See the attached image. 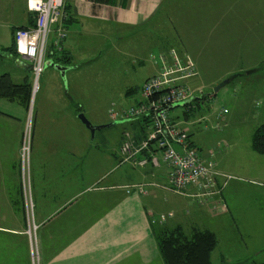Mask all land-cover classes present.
<instances>
[{"label": "crops", "instance_id": "0c3cea01", "mask_svg": "<svg viewBox=\"0 0 264 264\" xmlns=\"http://www.w3.org/2000/svg\"><path fill=\"white\" fill-rule=\"evenodd\" d=\"M3 1L8 3L9 0ZM10 1L19 8L12 28L34 23V13L27 9L26 0ZM190 1H64L62 23L67 34L57 48L58 53L52 46L53 35L49 37L46 59L66 66L65 79L62 80V76L57 79L53 75L54 80L50 82L52 92L35 102L37 109L32 113L26 175L23 174L25 166L21 168L18 159L23 141L22 115L0 108V264H35L31 244L34 241L38 247V264H164L151 232L150 218L160 212L172 211L171 216L175 213L172 208L157 210L152 197H149L150 204L144 199L156 187H162L145 183L157 180L161 184L162 179L166 180L167 165L162 161L159 167L139 166L137 176L142 180L132 182L113 177L99 184L98 174L91 177L94 166L100 163L101 152L99 145L88 139L90 129L86 126L85 129V123L77 115L82 108L83 93L79 91L82 83L75 78L85 61L91 56L102 55L106 49H113L114 55H128V42L133 34L137 40L146 35L148 41L159 42L156 53L151 52L152 59L157 56L154 63L158 69L160 52L171 48L177 50V47L165 48L170 37L164 34L153 36L147 30L156 23V16L162 9H176L172 11V17ZM227 1L240 5L241 0ZM222 16L223 13L219 15L220 18ZM137 32H140V37H137ZM173 39L176 43L179 41L177 35ZM260 42V53L264 57V37ZM60 52L67 57L65 60L58 59ZM138 53L142 55L140 51L133 54L137 56ZM10 55L17 63L15 78L11 76L16 81L23 80L30 72L27 69L30 61L11 52ZM143 62V56H139L133 65ZM257 62H251V65ZM55 70L60 74L58 69ZM69 71L73 76L71 80L67 77ZM39 88L40 84L37 90ZM37 90L32 95L31 107ZM48 90L49 86L44 85L43 94ZM91 136L93 138L94 134ZM120 141L121 137L115 149L118 156ZM209 154L204 152L201 155L208 158ZM118 158L120 160V156ZM216 169L220 193L214 196L218 200L214 199L217 204L209 213L211 217L224 216L231 211L230 205L222 200V187L229 175L221 166H216ZM148 170L154 175L147 176ZM137 182L144 183L147 192L132 186ZM190 187L195 189L191 193H200L198 187ZM207 223L212 225V222ZM214 225L221 230L235 226L227 224L226 219H219ZM203 228L215 232L208 226ZM221 256L227 258L225 254Z\"/></svg>", "mask_w": 264, "mask_h": 264}, {"label": "rangeland", "instance_id": "374dc122", "mask_svg": "<svg viewBox=\"0 0 264 264\" xmlns=\"http://www.w3.org/2000/svg\"><path fill=\"white\" fill-rule=\"evenodd\" d=\"M230 3L227 0L221 3L219 0H191L172 17V11L176 9H162L147 33L170 37L164 47L175 45L177 53L194 64L195 74L188 81L196 92H207V97L198 99L200 106L192 100L190 104H179L167 111L191 133L194 146L201 154L210 153L209 158L229 175L222 187V200L230 205L231 211L220 217L209 216L217 204L214 203V199H217L214 196L220 192L193 194L191 192L195 189L191 187L183 192L156 187L144 200L150 204L149 197H152L157 210L172 208L175 213L163 222H155L158 215H151L150 228L153 223L169 226L181 223L187 232L193 226L213 228L217 234V244L211 253V264H253L264 258V154L250 147L252 131L264 120V57L260 53V39L264 37V0H241L240 5L232 6ZM214 5L218 6L214 8ZM17 10L19 8H15V2L0 0V72L8 70L14 78L17 63L4 47L10 44ZM221 13L223 16L220 18ZM53 34L51 32L50 37ZM136 35L140 37V32ZM176 35L179 38L177 43L173 41ZM254 36L258 38L254 39ZM135 37L133 34L128 42V55H114L113 49H106L102 55L91 56L90 60L85 61L75 78L82 83L79 88L83 93L82 108L79 112H83L91 122L112 121L95 129L93 138L91 132L88 135V139L100 147V163L91 171V177L98 174L99 184L113 177H122L127 182L142 180L137 176L140 167L130 161H120L115 152L125 129L131 133L141 131L139 118L130 116L132 118L115 121L109 117L110 110L127 107L137 98V92H126L127 87L136 85L138 88L146 76L158 70L154 63L157 56L152 59L151 52L156 53L159 42L148 41L146 35L138 40ZM137 51L142 55L138 53L135 56L133 53ZM139 56H143L144 62L133 65ZM256 60L258 62L251 65ZM24 61L28 63V60ZM233 73L238 74L216 91L213 90L217 82L231 77ZM53 75L61 78L52 66L44 67L32 107L0 96V101H3L0 108L22 115L23 134L28 128L30 132L37 99L52 92L50 82L54 80ZM67 75L68 80L73 79L71 71ZM44 85L49 86L46 94H43ZM222 108L226 109L223 111ZM146 130L147 126L144 128ZM18 159L22 168L21 152ZM145 166L152 165L148 163ZM27 171L25 166L23 174L26 175ZM147 172L149 177L154 175L149 170ZM161 183H167V178L162 179ZM219 219H226L227 224L235 226L221 230V227L214 225ZM208 221L212 225H207ZM151 232L154 237L152 228ZM221 254L227 255V258Z\"/></svg>", "mask_w": 264, "mask_h": 264}, {"label": "built area", "instance_id": "2783aa9c", "mask_svg": "<svg viewBox=\"0 0 264 264\" xmlns=\"http://www.w3.org/2000/svg\"><path fill=\"white\" fill-rule=\"evenodd\" d=\"M64 1L26 0L27 9L34 13V23L14 30L15 49L31 64L32 95L38 89L39 77L45 67L50 33L54 32L52 46L56 48L60 47L67 34L62 25ZM159 59L158 70L142 81L134 102L109 112L111 118L149 115L147 130L141 136L136 137L126 129L123 131L118 146L120 160L130 161L135 166L150 163L153 167H159L160 162L164 161L167 165V183L159 184V181L152 180L145 184L167 187L177 192L195 186L201 188L200 193L203 194L218 193L215 161L201 155L192 144L187 128L174 121L165 109L158 111L167 104L185 100L196 93L195 87L188 81L195 74L194 64L174 48L161 52ZM225 109L222 108L223 111ZM29 138L28 128L24 131L21 146L23 167L28 165ZM143 184L134 183L132 186L147 192ZM171 215L172 211L160 212L156 220L163 222ZM31 244L33 260L38 264L36 241Z\"/></svg>", "mask_w": 264, "mask_h": 264}, {"label": "trees", "instance_id": "16d2710c", "mask_svg": "<svg viewBox=\"0 0 264 264\" xmlns=\"http://www.w3.org/2000/svg\"><path fill=\"white\" fill-rule=\"evenodd\" d=\"M16 27L24 26L20 25ZM15 28H12V37L10 44L5 46L4 48L9 51V53L11 52L12 55L18 56L19 54L15 49L14 40ZM54 48V52H56L57 48ZM66 58L67 57L63 52L59 53V60H65ZM29 65V74L20 81L14 80L8 71L0 72L1 97L18 100L26 107L30 105L32 98V69L31 64ZM236 74L238 73H233L231 78L236 76ZM138 88L135 85L133 87L127 88L126 92L136 93L138 91ZM207 95V92H196L192 95V98L184 104H190L192 100H195L196 105L200 106V101L198 99H203L204 97L206 98ZM187 109H189V107H187ZM165 110L167 111L168 109ZM185 114H187V112H185ZM120 118H125V116L118 117V119ZM128 118L132 117H126L125 119ZM137 118H139V126L141 131H134L133 133L136 137H139L145 132L144 128L149 122V115L138 116ZM171 118L174 121H178L173 117ZM189 134L191 137L190 132ZM192 144L194 145L193 140ZM251 147L256 152L264 154V120L256 125L254 130L252 131ZM156 221L157 220H155V222ZM151 228L154 234L159 254L162 257L164 264H211V253L217 244V237L213 230L209 228H200L199 226H193L190 231L187 232L181 223L173 224V226L153 223L151 225ZM253 264H264V258L262 260L253 262Z\"/></svg>", "mask_w": 264, "mask_h": 264}, {"label": "water", "instance_id": "95a60500", "mask_svg": "<svg viewBox=\"0 0 264 264\" xmlns=\"http://www.w3.org/2000/svg\"><path fill=\"white\" fill-rule=\"evenodd\" d=\"M45 65L54 66L56 69L59 70V72H60L61 76L63 77V79H65V68H66L65 65H63V64H61L59 62H54L51 59H45ZM230 79H231V77L229 76V77L224 78L221 81L217 82L214 85L213 90L216 91L220 86L224 85ZM191 98H192V96L187 98V99H185V100L179 101V102H174V103L167 104V105L163 106L162 108H160L158 111L163 110V109H169L171 107L176 106L177 104H184V103L188 102ZM30 104H31V102H30ZM77 115L85 123V125L90 129L91 135L94 134L95 129H98L100 127H103V126H106V125H109V124L112 123V121H111V122H108V123L95 124V123H92L89 119H87L83 112H78Z\"/></svg>", "mask_w": 264, "mask_h": 264}]
</instances>
